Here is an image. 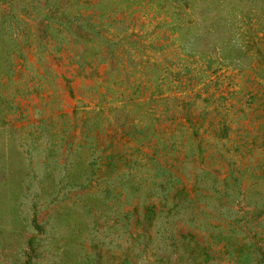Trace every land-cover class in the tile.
I'll return each mask as SVG.
<instances>
[{
    "label": "rangeland",
    "instance_id": "374dc122",
    "mask_svg": "<svg viewBox=\"0 0 264 264\" xmlns=\"http://www.w3.org/2000/svg\"><path fill=\"white\" fill-rule=\"evenodd\" d=\"M0 264H264V0H0Z\"/></svg>",
    "mask_w": 264,
    "mask_h": 264
}]
</instances>
